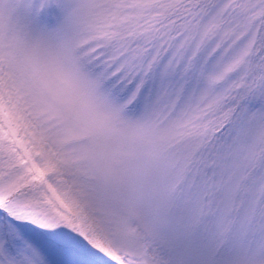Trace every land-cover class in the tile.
I'll return each instance as SVG.
<instances>
[{
  "label": "snow or ice",
  "instance_id": "snow-or-ice-1",
  "mask_svg": "<svg viewBox=\"0 0 264 264\" xmlns=\"http://www.w3.org/2000/svg\"><path fill=\"white\" fill-rule=\"evenodd\" d=\"M0 264H264V0H0Z\"/></svg>",
  "mask_w": 264,
  "mask_h": 264
}]
</instances>
